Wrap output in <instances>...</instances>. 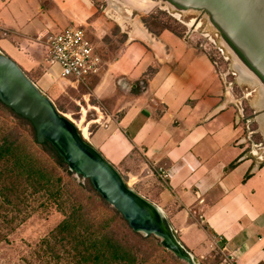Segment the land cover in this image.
Here are the masks:
<instances>
[{
	"label": "crops",
	"instance_id": "1",
	"mask_svg": "<svg viewBox=\"0 0 264 264\" xmlns=\"http://www.w3.org/2000/svg\"><path fill=\"white\" fill-rule=\"evenodd\" d=\"M125 23L94 0H0V53L46 93L60 73L48 37L86 28L101 68L75 102L86 113L106 109L88 120V142L119 173L134 178L137 161L154 176L161 188L137 193L163 210L200 264H264V159L247 150L239 106L211 57L168 28ZM250 106L247 117L264 126V94Z\"/></svg>",
	"mask_w": 264,
	"mask_h": 264
},
{
	"label": "rangeland",
	"instance_id": "2",
	"mask_svg": "<svg viewBox=\"0 0 264 264\" xmlns=\"http://www.w3.org/2000/svg\"><path fill=\"white\" fill-rule=\"evenodd\" d=\"M152 1L154 2L153 7L144 10L138 7L136 0H94L98 11L115 24L128 23L132 19L140 18L153 31L160 30L161 26L166 27L178 35L187 36L199 49L208 53L217 62L218 73L225 75L226 86L230 88L228 89L230 92L229 97L241 109L244 122L243 134L248 145L247 150L249 152L254 150L257 155H264V126H255L254 122L247 117L253 111L250 105L259 102L264 94L260 85L250 77L242 74L238 69L240 67L237 65L236 59L232 58V61L225 50L223 53L228 57V60L222 58L217 50L220 45V34L217 32L215 36L216 32L207 24V18L203 11L179 9L162 0ZM201 34H208L214 44ZM60 80L62 79L57 78L54 81V90H47L44 94L52 100L60 113L66 115L72 121L80 134L82 131L79 130L76 124L84 117L81 125L86 126L87 133L84 136L87 140L89 133L94 129V124L88 125V120L96 118L100 113L104 114L106 109L98 106L99 111L89 108L86 113L85 109L81 110V105L76 104L75 99L80 97V94L84 91L79 87L82 83L62 81V89L58 83ZM228 83L231 84L228 86ZM73 87H77L79 92ZM89 103L95 104L92 100ZM83 106L85 107V105ZM257 113L261 114L262 112L259 110ZM14 124L12 116L0 108V127L5 128ZM20 132L32 144L30 126L22 122ZM2 167V164H0V169ZM132 169L136 174L134 178H130L124 173H120V175L129 187L136 192H145L149 188L153 190L154 188H161L154 176H150L145 171L140 172L141 169L137 161L134 166L132 165ZM68 179V187L70 186L72 190L78 187L77 183L82 184V182V185L88 188L86 182L79 181L74 173ZM10 182L8 180L7 185L11 186ZM104 209L109 213L113 208L107 204ZM63 211L65 209L61 210L51 202L45 203L44 193H35L27 185L16 189L11 188L7 199L3 197L0 189V264H71L69 263L70 259L62 254V250H59L58 256L53 255V239L49 245L46 243V240L51 239L50 235L53 229L64 218ZM157 239L160 243V239ZM169 253L166 255L153 254L148 257L146 264H186L181 260L180 262L176 261L171 257L173 254Z\"/></svg>",
	"mask_w": 264,
	"mask_h": 264
},
{
	"label": "water",
	"instance_id": "3",
	"mask_svg": "<svg viewBox=\"0 0 264 264\" xmlns=\"http://www.w3.org/2000/svg\"><path fill=\"white\" fill-rule=\"evenodd\" d=\"M162 1L179 9L203 11L208 24L220 34L223 49L222 43L227 42L264 91V0ZM0 102L29 121L36 141L48 142L68 169L76 177L87 179L134 232L159 238L166 251L186 264H200L180 243L163 210L129 187L119 171L78 132L72 121L2 53Z\"/></svg>",
	"mask_w": 264,
	"mask_h": 264
},
{
	"label": "trees",
	"instance_id": "4",
	"mask_svg": "<svg viewBox=\"0 0 264 264\" xmlns=\"http://www.w3.org/2000/svg\"><path fill=\"white\" fill-rule=\"evenodd\" d=\"M165 28L161 26L160 30ZM0 108L15 122L0 127L1 194L7 199L11 188L27 185L35 193L43 192L45 203L65 209L64 218L51 232V239L46 240L49 245L53 239L54 256L62 250L71 264H146L153 254H170L153 235L134 232L115 209L106 212L107 203L87 179L88 188L83 183H77L74 190L68 187L67 179L73 172L54 148L48 142L36 141L29 121L1 102ZM22 122L30 126L35 146L21 135Z\"/></svg>",
	"mask_w": 264,
	"mask_h": 264
},
{
	"label": "built area",
	"instance_id": "5",
	"mask_svg": "<svg viewBox=\"0 0 264 264\" xmlns=\"http://www.w3.org/2000/svg\"><path fill=\"white\" fill-rule=\"evenodd\" d=\"M201 35L208 38L211 42L213 41L208 34ZM216 35L217 32L215 33V36ZM212 43L214 44V42ZM47 44L51 63L57 64L60 68V79L70 78L74 82L79 83L89 76L96 75L100 71L101 59L87 37L86 28L82 25H68L60 33L48 37ZM200 46H202V44H200ZM217 50L224 60H228V57L223 53L224 49L221 45L217 47ZM212 61L214 67L217 69V62L213 59ZM218 75L226 84L225 75L222 73H218ZM229 84L231 83H228V86ZM238 112L242 118L241 109H238ZM251 153H253L259 161L264 159V155H257V152L254 150H251ZM162 177L166 178V174L163 173ZM78 180L81 182L85 181L82 178H78Z\"/></svg>",
	"mask_w": 264,
	"mask_h": 264
},
{
	"label": "bare ground",
	"instance_id": "6",
	"mask_svg": "<svg viewBox=\"0 0 264 264\" xmlns=\"http://www.w3.org/2000/svg\"><path fill=\"white\" fill-rule=\"evenodd\" d=\"M138 7L145 9H149L151 7H153L154 2L152 0H136ZM135 2V3H136ZM222 45L225 47L226 52L234 59H236V61L238 62V66L240 68H238L242 74H244L245 76L250 77L251 79H253L254 81H256V83H258L259 81L256 79V77H254V75L251 73L250 69H248L245 64L243 63V61L241 60V58L238 56V54L232 49V47L227 43V42H223ZM233 60V59H232ZM234 63V62H233ZM235 64V63H234ZM237 65L235 64V66L237 67ZM259 84V83H258ZM260 85V84H259ZM66 116V115H65ZM67 117V116H66ZM68 118V117H67ZM84 120V117L81 118L80 122L77 125V127L79 128V130H81L83 133V137H85L84 135H86L87 130H86V126L85 125H81L82 121Z\"/></svg>",
	"mask_w": 264,
	"mask_h": 264
}]
</instances>
